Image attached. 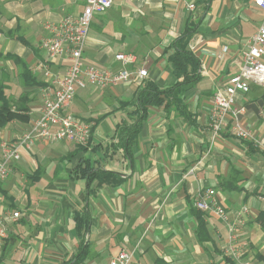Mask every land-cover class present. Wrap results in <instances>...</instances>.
<instances>
[{"label":"crops","instance_id":"1","mask_svg":"<svg viewBox=\"0 0 264 264\" xmlns=\"http://www.w3.org/2000/svg\"><path fill=\"white\" fill-rule=\"evenodd\" d=\"M80 11L78 0H0V105L28 116L27 122L1 126L0 142L30 127L44 91L68 65L66 57L46 60L45 24ZM263 15L254 0H113L106 12L94 15L84 62L114 69L120 65L114 56L129 54L132 66L147 75L77 89L69 111L90 123L86 145L35 143L22 152L0 183V211L20 213L7 218L0 264L70 259L79 251L74 215L84 209L91 221L82 264H108L120 250H135L129 264H264V85L251 84L236 98L244 104L242 123L252 139L229 132L211 137L208 129L212 95L237 71ZM187 27L194 29L187 48L200 62V78L183 94L185 111L175 105L148 108L129 161L112 147L116 127L132 120L135 94L145 81L164 89L181 80L172 71L169 46ZM85 160L93 170L117 177H77ZM228 182L233 185L225 188ZM207 188L216 191L214 199L227 214L220 219L204 213L208 237L200 240L190 204ZM230 245L236 258L225 252Z\"/></svg>","mask_w":264,"mask_h":264},{"label":"built area","instance_id":"2","mask_svg":"<svg viewBox=\"0 0 264 264\" xmlns=\"http://www.w3.org/2000/svg\"><path fill=\"white\" fill-rule=\"evenodd\" d=\"M78 1L81 5L79 13L65 16L58 22H47L44 26L47 35L41 45L46 60L52 62L56 58L66 57L68 65L62 73L55 76L52 86L44 91L40 113L30 127L15 139L0 142V183L9 176L13 164L21 158L22 152L35 143L68 141L76 145H86L89 142L90 123L69 111L77 89L84 88L88 83L107 88L121 82L140 81L147 75L144 68L137 69L132 66L135 58L129 54H116L114 59L120 65L114 69L84 62L82 51L93 16L106 12L112 6L113 0ZM254 4L264 14V0H254ZM191 7L193 5L190 4L189 8ZM251 84L264 85V15L241 52L237 71L212 95V106L208 115L211 137H216L221 131H228L238 139H252L250 129L242 123L244 104L237 105L236 100L238 95L244 96L249 92ZM194 168L195 166L190 167L186 174H192ZM215 194L213 188L198 192L192 198L193 206L202 212L225 219L227 212L214 199ZM242 211L246 212V208ZM19 216L18 211H0V248L2 241L8 236L7 218L15 220ZM230 239H234L232 227ZM133 252L134 250H120L110 257L108 264H129ZM225 252L237 257L236 249L232 245Z\"/></svg>","mask_w":264,"mask_h":264},{"label":"trees","instance_id":"3","mask_svg":"<svg viewBox=\"0 0 264 264\" xmlns=\"http://www.w3.org/2000/svg\"><path fill=\"white\" fill-rule=\"evenodd\" d=\"M193 32V28L187 27L182 35L169 46L172 50L168 56L172 71L177 77H181V80L176 81L172 86L164 89L158 88L151 81H145L135 94L132 120L129 122L124 120L116 127L113 136L115 141L112 143V147L115 149H121L127 160L132 161V147L137 140V135L142 125L141 123L147 117L149 107L161 105L167 107L169 105H175L185 111V107H183V94L200 78L198 73L200 62L198 58L187 48L188 39ZM13 58L15 61H18V58ZM21 111L22 109L20 108L18 110H12L8 103H2L0 105V127L14 119L21 122H27L28 116L23 114ZM75 173L78 174L77 177L86 178L88 182L94 180L95 178H97L99 182H102L101 180L107 181L111 178L117 177L115 173L110 171L93 170L90 167L88 160L79 163ZM230 185L233 184L228 182L224 186L226 188V186ZM234 188H237V186H234ZM190 207L191 213L197 220V237L200 240L206 239L208 235L206 234L204 213L196 209L193 206L192 201ZM90 221L91 217L88 209H84L81 213L74 215L75 234L79 238V251L62 264H82L87 257L89 252V243L86 239V234L89 229ZM157 263L166 264L160 259L157 260Z\"/></svg>","mask_w":264,"mask_h":264},{"label":"rangeland","instance_id":"4","mask_svg":"<svg viewBox=\"0 0 264 264\" xmlns=\"http://www.w3.org/2000/svg\"><path fill=\"white\" fill-rule=\"evenodd\" d=\"M188 8H189V5H188ZM208 129H209V128H208ZM221 132H228V131H221ZM221 132H220V133H221ZM89 142H90V141H89ZM195 195H196V194H195ZM195 195H194V196H195ZM192 204H193V203H192ZM196 209H197V208H196ZM203 213H207V212H203ZM207 214H209V213H207ZM134 251H135V250H134ZM133 254H134V252H133ZM132 257H133V255H132ZM131 260H132V258H131ZM130 262H131V261H130ZM130 262H129V263H130Z\"/></svg>","mask_w":264,"mask_h":264}]
</instances>
